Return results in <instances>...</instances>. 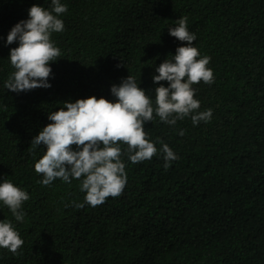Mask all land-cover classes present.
Listing matches in <instances>:
<instances>
[{"label":"trees","instance_id":"obj_1","mask_svg":"<svg viewBox=\"0 0 264 264\" xmlns=\"http://www.w3.org/2000/svg\"><path fill=\"white\" fill-rule=\"evenodd\" d=\"M62 3L64 30L50 37L61 53L50 62L51 87L15 93L4 87L17 46L6 35L31 5L50 0H0V179L29 195L23 221L0 204V220L23 240L16 253L0 248V264H264V0ZM180 17L210 58L214 83L192 87L198 111L211 108L212 118L168 125L154 114L144 125L179 159L165 170L159 154L135 164L124 156L121 194L96 206L75 207L85 196L77 179L40 183L33 165L44 150L30 142L51 123L47 113L78 98L112 100L110 86L127 75L146 94L167 86L151 76L184 43L167 28Z\"/></svg>","mask_w":264,"mask_h":264},{"label":"clouds","instance_id":"obj_2","mask_svg":"<svg viewBox=\"0 0 264 264\" xmlns=\"http://www.w3.org/2000/svg\"><path fill=\"white\" fill-rule=\"evenodd\" d=\"M66 11L62 0H50L48 7L33 4L27 9V18L11 27L5 44L15 42L17 46L9 49L7 58L14 71L4 81L6 89L19 93L51 87L50 62L61 53L50 37L64 30L60 14ZM167 28L170 36L184 42L174 55L154 66L153 84L166 81L167 86L158 84L146 94L137 80L127 75L110 86L112 100L88 96L64 101L63 107L47 113L51 123L32 138L31 146L44 150L33 165L42 174L40 183L47 186L57 178L68 184L72 179L80 181L84 202L75 203V207L96 206L107 197L121 194L127 180L124 156L135 164L159 154L165 170L179 159L166 143L157 139L158 149L148 139L144 125L154 119V114L168 125L185 117L194 126L211 120V108L198 111L200 102L194 98L196 89L192 87L201 81L214 83L212 69L207 67L210 58L201 56L193 46L196 34L188 30L187 17L178 18L175 26ZM178 135H184L183 130ZM122 144L127 145L123 152ZM28 199V193L11 180L0 179V204L8 207L16 221H23L21 206ZM22 244L12 222L0 220V248L16 253Z\"/></svg>","mask_w":264,"mask_h":264}]
</instances>
